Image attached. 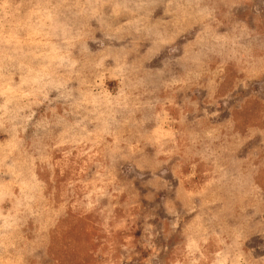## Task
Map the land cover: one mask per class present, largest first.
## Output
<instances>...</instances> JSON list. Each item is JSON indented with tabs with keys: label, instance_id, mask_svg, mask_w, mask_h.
<instances>
[{
	"label": "clouds",
	"instance_id": "9594fccd",
	"mask_svg": "<svg viewBox=\"0 0 264 264\" xmlns=\"http://www.w3.org/2000/svg\"><path fill=\"white\" fill-rule=\"evenodd\" d=\"M81 217L99 247L48 259ZM257 239L264 0H0V264H264Z\"/></svg>",
	"mask_w": 264,
	"mask_h": 264
},
{
	"label": "rangeland",
	"instance_id": "374dc122",
	"mask_svg": "<svg viewBox=\"0 0 264 264\" xmlns=\"http://www.w3.org/2000/svg\"><path fill=\"white\" fill-rule=\"evenodd\" d=\"M232 76L233 74L229 72V79L228 81H226L227 84H230ZM246 103H247L246 111L239 114L240 118L244 122L251 120L253 116L255 115L257 108H258V104L253 101H248ZM185 171H187V169H185ZM197 171L199 172V169ZM121 178L131 179V175L127 173L126 170H124L122 172ZM148 178L149 176L146 174L145 179H148ZM199 179H201L200 176L194 177L193 182ZM134 190L138 191L141 198L148 191V189L141 188L139 181L136 182ZM159 195L163 196L165 195V193L162 192ZM157 202H159L158 199H157ZM142 203L145 206H147L148 204L147 201H142ZM159 216L163 217V212H160ZM67 223L70 224V228L68 230L61 229L59 231V235L54 238L56 242L47 247L46 251H47L48 259L60 260L61 258L63 259L71 258L74 255V253H72L71 250L65 247V241H68V240H75V241L83 242L93 249L99 247V244L103 239V235L97 231L95 225L91 222L90 217H81L78 219L70 218L69 221H67ZM151 223L156 225L157 229H159V227L161 226V222L159 219L151 221ZM141 231L136 232L137 238H139ZM262 242L264 241H259L257 239V243H262ZM37 255H40V253H37Z\"/></svg>",
	"mask_w": 264,
	"mask_h": 264
}]
</instances>
